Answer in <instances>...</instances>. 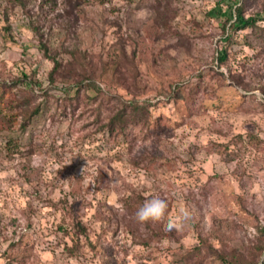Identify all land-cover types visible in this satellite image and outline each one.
<instances>
[{
	"label": "rangeland",
	"instance_id": "374dc122",
	"mask_svg": "<svg viewBox=\"0 0 264 264\" xmlns=\"http://www.w3.org/2000/svg\"><path fill=\"white\" fill-rule=\"evenodd\" d=\"M234 1L0 0V264L262 263L264 0H241L240 31ZM41 40L106 63L105 96L49 83ZM134 101L145 115L104 129ZM154 196L166 219L138 222Z\"/></svg>",
	"mask_w": 264,
	"mask_h": 264
},
{
	"label": "trees",
	"instance_id": "16d2710c",
	"mask_svg": "<svg viewBox=\"0 0 264 264\" xmlns=\"http://www.w3.org/2000/svg\"><path fill=\"white\" fill-rule=\"evenodd\" d=\"M47 2H51L52 0H46ZM245 0L243 1V3ZM241 2V0H235L234 4L235 6L238 5L236 8V14L238 15V18L242 20V23L240 25H230L234 31H240V30H247V28L251 27L255 23L254 17H248L245 18L242 15V8L244 7ZM229 19L225 22V24L222 27V32L225 31L227 28V25L229 23ZM31 30L34 32L35 35L40 37L42 39L43 34L40 32L39 28H37L34 25H30ZM41 48L43 49L44 57L47 58L52 63V68L49 71V74L47 76V80L49 83L53 84L54 82L66 85L68 88L63 89L65 92L69 91L72 88L76 89V94L79 95L82 89H92L98 92L97 98L102 97V95L105 96L103 92V88L99 85L97 81H95V78L98 76H101L102 78H106L109 75L108 65L105 63L103 72H99L90 64L91 61H88L87 54L85 51H82L79 48V44H73L72 47L64 46L63 44L60 46H55L52 44L44 43L41 40ZM112 56V55H111ZM219 62L222 63L223 58L218 57L217 59ZM115 62L110 67H113ZM92 66L93 71L87 70L89 75H86L85 71L86 68L89 66ZM34 76V74L32 75ZM26 78V75L24 76ZM29 81L32 83L33 86H36V82L34 83V79H29ZM22 81L15 80L13 84L16 86ZM84 86V87H83ZM57 88V85H55ZM87 87V88H85ZM9 91V89H8ZM30 91H33V89ZM11 92V89L10 91ZM47 91H44L46 93ZM30 97L32 98V101H35V95L34 92H30ZM45 102L46 100H43L42 103H38L35 105V110L32 111V113H29L26 117V122L32 121L35 117L41 116L43 108H45ZM41 106V107H39ZM127 109H129L130 114L127 115ZM148 111L147 107L144 105H140L137 101L129 102L127 103L126 107L123 109L117 110L116 113L112 114L110 118L104 123L103 127L104 129H107L108 132L112 133L116 131L117 129H121V131H125V121L126 117L129 116L131 120H134V118H141L145 113ZM98 118V117H97ZM119 129V130H120ZM79 228V231H81L82 234L86 233L83 229V227H80L79 224L77 225ZM257 232L259 237L264 238V227L257 226ZM257 251L261 252L263 251V248L258 245L256 247ZM242 253L239 252H232L230 256L229 254H225L224 256L220 257V264H255V262L252 261V259H245L242 258ZM264 264V258L262 260V263Z\"/></svg>",
	"mask_w": 264,
	"mask_h": 264
},
{
	"label": "clouds",
	"instance_id": "9594fccd",
	"mask_svg": "<svg viewBox=\"0 0 264 264\" xmlns=\"http://www.w3.org/2000/svg\"><path fill=\"white\" fill-rule=\"evenodd\" d=\"M257 95H259L257 93ZM140 145L138 144L133 152H138L140 150ZM168 210V203L160 198L159 196H154L149 200H146L136 211L135 219L140 223L148 222H162L166 219V214ZM191 219L190 209L184 205L180 204L178 207L177 215L173 219H168L166 223V229L172 231L174 229L181 230L185 223ZM75 264V262H73Z\"/></svg>",
	"mask_w": 264,
	"mask_h": 264
}]
</instances>
